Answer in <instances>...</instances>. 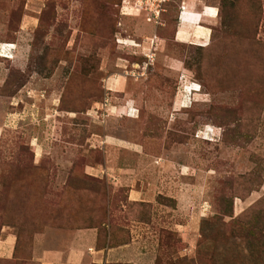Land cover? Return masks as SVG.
Segmentation results:
<instances>
[{"label":"rangeland","instance_id":"obj_1","mask_svg":"<svg viewBox=\"0 0 264 264\" xmlns=\"http://www.w3.org/2000/svg\"><path fill=\"white\" fill-rule=\"evenodd\" d=\"M184 1L0 0V264L76 202L135 242L102 264H264V0L185 41Z\"/></svg>","mask_w":264,"mask_h":264},{"label":"crops","instance_id":"obj_2","mask_svg":"<svg viewBox=\"0 0 264 264\" xmlns=\"http://www.w3.org/2000/svg\"><path fill=\"white\" fill-rule=\"evenodd\" d=\"M216 16L215 7L206 5L202 0H185L178 13L176 38L185 41L190 39L195 32L197 39H208L210 33L206 24L214 22ZM102 168L112 169L114 173L122 170L127 171V169L119 167L113 169L110 165H105ZM87 169L89 171L90 168ZM131 189V196L134 197L131 199L139 200L137 195L141 194H137L135 188L131 187ZM54 230L33 235L32 243L26 251V255H31L32 262L37 264H102L104 262H123L125 261L124 257L133 256L130 250L134 249V241L125 245L97 249L95 245L98 234L96 228H64L55 230L56 232ZM17 241L16 233L6 232L0 241V258L13 259L17 248L20 249L19 253L23 254L22 246L24 244L20 242L19 245Z\"/></svg>","mask_w":264,"mask_h":264},{"label":"trees","instance_id":"obj_3","mask_svg":"<svg viewBox=\"0 0 264 264\" xmlns=\"http://www.w3.org/2000/svg\"><path fill=\"white\" fill-rule=\"evenodd\" d=\"M84 204V203H83ZM83 204H80V202H76L74 207L68 206L67 204H63L62 208H66V209H74V215L76 214L75 210H81V207L84 206ZM253 207L251 208V212L253 211L254 213L258 210L259 212H261V210L259 208ZM108 206L104 208V213H108ZM263 214V213H262ZM74 215H69V216H62L59 217V224L57 227H63L65 229H80V228H96L97 229V248L101 249V248H105V247H115L116 245L118 246V244L113 243L111 240H114V234L116 233V230H121V228H118V226H114L116 228H111V220L109 221H99L97 222L95 216H93L92 214L90 216H87L86 218L81 217V216H74ZM74 216V217H73ZM104 241V247H100L98 244L100 243V241ZM21 240L18 237V241L17 244L19 243V245L22 243H20ZM99 242V243H98ZM125 243V242H124ZM24 244V242H23ZM26 244V243H25ZM31 244V242H30ZM123 244V242L121 243Z\"/></svg>","mask_w":264,"mask_h":264},{"label":"built area","instance_id":"obj_4","mask_svg":"<svg viewBox=\"0 0 264 264\" xmlns=\"http://www.w3.org/2000/svg\"><path fill=\"white\" fill-rule=\"evenodd\" d=\"M162 1H164V0H154V2L155 3H152L151 4V8L149 7V9H150V11L152 12V14L154 15V16H156L157 17V15H159V6H160V3L162 2ZM153 7H155V8H153ZM1 49H4V48H1Z\"/></svg>","mask_w":264,"mask_h":264},{"label":"clouds","instance_id":"obj_5","mask_svg":"<svg viewBox=\"0 0 264 264\" xmlns=\"http://www.w3.org/2000/svg\"><path fill=\"white\" fill-rule=\"evenodd\" d=\"M5 57H7V56H5Z\"/></svg>","mask_w":264,"mask_h":264}]
</instances>
